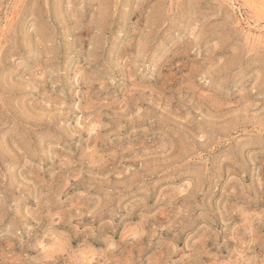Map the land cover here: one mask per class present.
I'll return each instance as SVG.
<instances>
[{"label":"rangeland","instance_id":"374dc122","mask_svg":"<svg viewBox=\"0 0 264 264\" xmlns=\"http://www.w3.org/2000/svg\"><path fill=\"white\" fill-rule=\"evenodd\" d=\"M0 264H264V0H0Z\"/></svg>","mask_w":264,"mask_h":264}]
</instances>
